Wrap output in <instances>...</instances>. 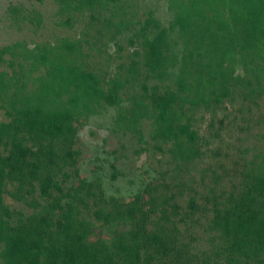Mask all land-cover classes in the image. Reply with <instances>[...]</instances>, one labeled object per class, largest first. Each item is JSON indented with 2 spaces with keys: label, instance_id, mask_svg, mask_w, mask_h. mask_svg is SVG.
Instances as JSON below:
<instances>
[{
  "label": "rangeland",
  "instance_id": "374dc122",
  "mask_svg": "<svg viewBox=\"0 0 264 264\" xmlns=\"http://www.w3.org/2000/svg\"><path fill=\"white\" fill-rule=\"evenodd\" d=\"M192 1L196 5L200 0H92L79 8L75 2L66 6L65 0H0V72L10 81L1 92L0 123L9 120L7 102L12 96L19 99L36 90L45 65L36 63L31 69L29 64L39 48L60 54L64 42L74 44L76 50L63 54L64 58L95 76L103 95L116 86V99L109 103L100 99L89 110H79L71 146L75 165L53 169V183L70 195L81 182L90 183L104 200L112 198L122 205L150 185L157 203L166 200V215L176 225L177 242L198 264L222 245L221 233L212 225L213 207L236 196L248 174L264 173V76L252 69L258 65L259 53H243L234 44L214 48L207 41L187 48L174 18L181 6L189 7ZM212 4L229 24L226 5L217 0ZM205 15L211 12L207 9ZM142 26H147L146 31ZM158 32H163L162 68L149 73L141 41ZM197 70L201 74L209 70L215 82L203 84L206 75L196 78ZM181 78L188 89L174 93L173 105L188 119L198 152L194 156L187 150L186 158L173 155L170 142L152 137L153 111L148 100L152 93L175 92ZM67 97L64 93L60 100ZM195 100L198 105L192 107L189 102ZM4 183L1 204L11 212L9 219L4 218L10 226L17 214L46 211L50 199L58 195L51 188V198L44 200L33 183L32 193L15 200L10 194L17 187ZM83 199L87 206L91 204ZM68 201L62 197L59 204ZM73 212L89 223L90 241L109 244L114 233L131 228L129 221L102 225L92 218L91 209L80 205ZM48 214L54 220L59 210ZM156 215L146 217L147 229Z\"/></svg>",
  "mask_w": 264,
  "mask_h": 264
},
{
  "label": "trees",
  "instance_id": "16d2710c",
  "mask_svg": "<svg viewBox=\"0 0 264 264\" xmlns=\"http://www.w3.org/2000/svg\"><path fill=\"white\" fill-rule=\"evenodd\" d=\"M75 2V8L92 0H65ZM190 1V0H189ZM226 5L229 24L222 21L218 9H212V0H200L189 7L181 6L174 22L185 36L187 48L197 47L206 41L210 47L234 44L241 52L258 54V65L253 71L264 76V0H217ZM205 6L211 15H205ZM110 24L108 23L107 26ZM147 26H142L146 31ZM144 62L149 73L162 68L161 49L163 32L152 38H143ZM75 45L64 42L60 54L52 48L40 47L37 56L31 58L30 68L45 65L43 76L38 77L36 90L21 98L14 96L7 102L10 108L8 122L0 123V258L2 264H197L175 237L176 225L168 222L166 200L158 203L152 187L147 185L127 204H118L112 198H102V192L92 184L80 183L73 194H63L53 183V169L73 167L76 152L71 149L75 129L73 126L79 110H89L90 104L100 99H116V86L112 85L104 95L98 80L72 65L63 54L74 52ZM56 55H59L56 57ZM133 55H137L133 52ZM1 61V58H0ZM36 63H38L36 65ZM12 66V63H9ZM260 66V70L257 68ZM207 68V67H206ZM14 71V70H12ZM197 70L196 78L206 75L203 84L215 82L216 76ZM154 76V75H153ZM0 72V97L10 81ZM157 79H161L156 77ZM197 83V82H196ZM6 84V85H5ZM186 83L177 81L175 92L163 91L149 95L152 112V137L170 142L173 155H185L194 148L195 134L189 131L188 119L174 106L176 94L187 91ZM154 90L155 86L152 87ZM198 83L196 84V89ZM67 93L63 102L61 95ZM176 93V94H174ZM189 101V100H188ZM198 100L189 102L192 107ZM181 106L185 100L180 101ZM205 102V101H204ZM188 103V102H187ZM142 110V109H141ZM139 110V111H141ZM184 119V124H179ZM64 175V174H63ZM247 182L236 196L213 207L212 225L220 231L222 245L217 253L198 264H264V173L248 174ZM4 182L15 185L11 197L22 200L32 193L33 183L39 197H50L49 190L58 195L50 199L46 211L22 216L10 226L11 212L3 208L1 195ZM83 186V187H82ZM68 197L63 206L59 199ZM87 199L91 204L87 206ZM91 209L92 218L102 225L114 222L131 223L126 232L114 233L109 244L90 241L89 223L74 214L75 206ZM192 208V205H190ZM59 210L51 220L50 211ZM43 213V214H42ZM158 213L151 229L146 227V217ZM212 257L216 259L211 260Z\"/></svg>",
  "mask_w": 264,
  "mask_h": 264
}]
</instances>
